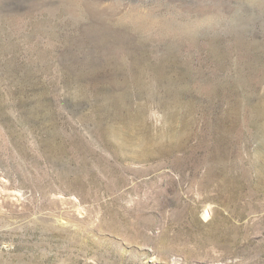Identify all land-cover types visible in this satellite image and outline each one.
Returning <instances> with one entry per match:
<instances>
[{
	"label": "rangeland",
	"instance_id": "rangeland-1",
	"mask_svg": "<svg viewBox=\"0 0 264 264\" xmlns=\"http://www.w3.org/2000/svg\"><path fill=\"white\" fill-rule=\"evenodd\" d=\"M0 264H264V0H0Z\"/></svg>",
	"mask_w": 264,
	"mask_h": 264
},
{
	"label": "bare ground",
	"instance_id": "bare-ground-1",
	"mask_svg": "<svg viewBox=\"0 0 264 264\" xmlns=\"http://www.w3.org/2000/svg\"><path fill=\"white\" fill-rule=\"evenodd\" d=\"M68 20V19H67ZM119 135V134H118ZM114 137L116 138V139H119L118 137H117V135H114ZM120 141H122V142H120L119 144V146L122 148V146H124V142H123V140H120ZM125 141V140H124ZM146 142V141H145ZM144 141H141L140 142V145H142V147H146L147 145H148V143L146 144ZM144 149V148H143ZM209 214V213H208Z\"/></svg>",
	"mask_w": 264,
	"mask_h": 264
}]
</instances>
